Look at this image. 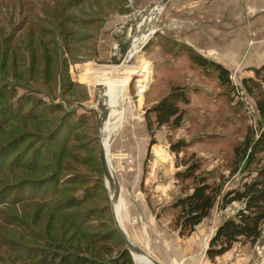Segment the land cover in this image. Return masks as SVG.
<instances>
[{"label": "rangeland", "instance_id": "rangeland-1", "mask_svg": "<svg viewBox=\"0 0 264 264\" xmlns=\"http://www.w3.org/2000/svg\"><path fill=\"white\" fill-rule=\"evenodd\" d=\"M69 1L0 0L1 48L4 40L9 43L0 53V70L5 75L0 74V82L6 85L8 95H13L7 103L0 102V111L9 109L15 114L20 101L24 106L18 117L29 109L37 113L36 104L45 108L39 120L14 118L10 125H1L0 146L20 135L25 136L22 145L27 147L48 144L51 139L65 142L73 157L67 153L63 157V177L82 181L64 184L61 198L69 207L72 199L78 200L94 183L98 187L64 215L75 222L73 227L58 217L57 210L34 201L7 207L5 217L25 223L45 241L37 244L32 235L22 244L50 252L68 249L85 253L101 264L125 248L111 230L112 212L98 216L111 208L113 196L100 165L97 105L101 96L108 116L100 128L106 129L109 123V148L104 149L121 186V196L113 201L127 237L163 264L245 261L254 244L264 242V224L255 242L241 238L213 260L205 254L216 227L233 217L241 203L220 207L219 196L210 214L190 235H180L172 224L171 205L193 185L190 181L181 184L176 176L189 160L199 162L200 173L206 174L208 182L220 184L222 194L249 181L245 172L234 171V148L249 127L255 129L263 122L256 101L264 95V0L169 1L162 7L155 33L136 56L133 78L123 99L119 88L129 66L110 63L117 51L114 36L127 25L133 43L152 20L153 5L162 0H81L68 6ZM28 9L35 15H29ZM146 10L149 12L144 15ZM149 33L146 30L138 45ZM190 51L224 66L229 82L220 83L213 65L192 63ZM244 78L257 83L254 91L245 88ZM175 89L184 90L189 100L180 126L152 124L147 128V119H154L151 107ZM5 116L7 113L1 112L0 120ZM178 144L179 150H173L172 145ZM48 147L55 153L61 150L57 145ZM261 157L264 161V153ZM33 193L35 190H27L28 195ZM79 226L89 243L75 230ZM0 230L10 234L7 238L12 244L20 243L15 241L18 227L0 223ZM110 249L111 256L106 251ZM260 251L263 257L259 258L264 260V249ZM130 257L133 264H151L131 253ZM12 258L14 264H23L14 253Z\"/></svg>", "mask_w": 264, "mask_h": 264}, {"label": "trees", "instance_id": "trees-1", "mask_svg": "<svg viewBox=\"0 0 264 264\" xmlns=\"http://www.w3.org/2000/svg\"><path fill=\"white\" fill-rule=\"evenodd\" d=\"M78 1L81 0H70L68 6ZM28 13L29 15L30 13L35 15L33 9H28ZM35 29L37 28H34V32L37 31ZM3 43V48H1L0 44L1 54L4 48L9 46L8 41L4 40ZM187 54L191 62L199 67H205L207 64L213 65L221 84L229 82V72L224 66L219 63L209 62L194 51L187 52ZM0 74L5 76L1 70ZM255 75L259 78V72L256 71ZM250 83L252 86L249 85ZM0 84V102L5 104L7 100L13 98V95H8L6 91L7 87L3 82H0ZM243 84L249 92L254 91L256 88L255 86H257V83L245 78L243 79ZM2 85H5V88H3ZM25 101L27 102V100ZM188 102L189 100L184 90H172L149 110L153 113L154 119L152 122L150 119H147V128L151 129L152 124L158 127L162 125H171L174 128H178L184 115V106H186ZM23 106L24 102L20 101L18 104V111L15 113L16 115L10 114L9 109L0 111V113H7L4 120H0V126L10 125L11 120L14 118L32 119L33 121L39 120L38 116L45 111L44 107H41L40 104H36L37 113H33V111L29 109L28 113L18 117ZM256 108L263 122L255 129L249 127L243 141L234 148V161L236 164L234 171L240 169L242 172H245L249 181H245L233 189L226 190L224 194H222V186L220 184L208 182L206 174L200 173V165L196 159L189 160L185 164V169L182 172L176 173L181 184H183L184 181L193 183L190 190L185 195L178 197L171 205V209L174 211L172 224L177 226L176 228H178L180 235H190L195 230V227L210 214L219 196L221 197L220 207H226L234 202H239L242 205L233 217L223 220L215 229L205 251L206 256L211 260L217 256L223 255L232 248L234 243L240 241L241 238L253 243L262 235V226L264 224V161L261 154L264 153V95L257 99ZM30 114H32V117L29 116ZM24 140L25 136L20 135L19 139H11L6 144L0 146V223L18 227L20 230L19 235L15 238V241H20V243L17 244H12L7 238L10 236L9 233L4 234L3 232H5V230H0V264H14L12 258L13 253L15 259L23 264H27L31 261H33V263L37 262L38 264H101L100 260L95 259L94 261L92 258L88 259L85 253H78L77 251H74L75 253H70L69 250L66 249L65 253H63V250L58 249V251L50 252L44 251V249L41 250L39 248H31L23 245V239L32 235V237L36 238L35 242L37 244H42L45 241H43L42 235H39V233H37V235L33 234L25 223L3 215L7 207L20 204L24 201H34L44 207L50 206L55 211L57 210L56 213L58 217L67 221V223L73 227L75 222L69 221L64 215L72 212L70 211V207H74L77 201L81 203L87 195L91 194L90 192L95 193L98 189L96 183H94L92 187L84 191L85 194L79 197L78 200L72 199V202H70L71 206L69 207V204H65L61 198V193L65 188L64 184L70 183V181L82 182L77 177L75 179L63 177V157L66 153L73 157V151L67 152V144L65 142L57 143L54 139L49 140L48 144L42 142V145H37V147H27V144L22 145ZM40 140L39 138L38 144ZM49 144L52 146L57 145V147H61V150L55 153L53 150L49 149ZM179 148L180 144L177 146L172 145V149L175 151H178ZM240 163L243 165L242 167H240ZM21 171L27 172L28 175L24 176ZM29 174H36L37 177H32ZM14 177H16L15 181ZM30 189L33 191L35 190V193L28 195L27 190ZM108 212H111V208L107 211H102L98 216L102 217L104 214V216H106ZM111 220L114 222L113 218ZM114 225L115 222L111 230L121 238L116 225ZM24 229L27 230L30 235L28 232H25ZM75 230L82 234L84 241H87L86 239H88V237L83 235L82 227L79 226L75 228ZM107 238L110 239L109 237ZM121 241L124 244L122 238ZM102 248L103 245L100 246V249ZM106 251L107 254L110 252V256L112 255V249ZM91 253L94 254L95 251L91 250ZM47 255L49 257L48 261ZM103 264L133 263L130 252L125 246L124 249L119 250L116 257L111 258L108 263L103 262Z\"/></svg>", "mask_w": 264, "mask_h": 264}, {"label": "water", "instance_id": "water-1", "mask_svg": "<svg viewBox=\"0 0 264 264\" xmlns=\"http://www.w3.org/2000/svg\"><path fill=\"white\" fill-rule=\"evenodd\" d=\"M169 1H171V0H162L161 2L156 3L153 6L156 5L158 7H160V6L164 7ZM151 8L149 9V11L151 10ZM149 11L146 10L143 12V14L145 15ZM127 28H128L127 25H125V26L123 25L121 27L122 31L121 32L118 31L117 35L114 36L118 42H117V51H116V53L114 51V54H112L111 59H110L111 64H115V65L123 64V65H129V66L134 65L136 62L135 56L139 52H142V49L148 43L151 36H153V34L155 33V31H154L153 34L142 45L139 44L138 46L136 45L137 47L136 46L133 47L132 46L131 33H129V30H127ZM132 31L133 30L131 27V32ZM122 37L124 40H122ZM114 50H115V48H114ZM97 108L99 110V115H98L99 118H98V122H97V128H98V132H99L101 165H102L103 176H104V179L106 181V185L108 186L109 191L111 190L113 192V196L111 197V201H113L115 198H118L119 196H121V186H120L119 180L117 179L116 175L112 171V168L108 164L107 157L105 154V150H104L103 144L101 142L100 127H101L102 123L104 122V120L108 116L107 108H106V106L104 104V100L101 98V96H99ZM111 212H112V217L114 219L115 225L118 229V232L120 233V236H121L126 248L131 253V255H132V253L141 254V255L148 257L149 260L153 264H162L161 262H159L158 260L153 258L149 253H147L144 249H142L141 247L136 245L133 241H131L127 237V234L121 228V226L119 225V223L117 221V217L115 215L114 208H113V203H111Z\"/></svg>", "mask_w": 264, "mask_h": 264}, {"label": "bare ground", "instance_id": "bare-ground-1", "mask_svg": "<svg viewBox=\"0 0 264 264\" xmlns=\"http://www.w3.org/2000/svg\"><path fill=\"white\" fill-rule=\"evenodd\" d=\"M153 9H154L155 14H154L152 20L150 21L148 27H146V28L144 27V28L139 32L140 35H138L137 39L134 40L133 43H132L133 47H135L136 45L138 46V43H139V41L144 37V34L146 33V30H147V31L149 30L150 33L148 34L147 38H144V40L140 43L141 45H142L144 42H146V40H147V39L153 34V32L155 31V30H154V27H155V25H156L157 22H158V19H159V16H160V13H161L162 7H161V6L158 7V6L155 5V6L153 7ZM137 46H136V47H137ZM136 56H137V55H136ZM136 56H135V57H136ZM128 66H129V65H128ZM132 76H133V65H131V66L128 67V70L126 71L125 75H124L123 78H122L121 88H119V91H120L121 89L124 88L123 91H121V94H120V98H121V99H123V97L125 98V96H126V94H127L128 87H129V85H130V83H131V80H132V78H133ZM106 106H107V105H106ZM100 136H101V142H102V144H104V143L106 142L104 128H103L102 130H101V128H100ZM104 150H105V149H104ZM105 154H106L107 161H108V153L105 152ZM108 164L110 165V162H109V161H108ZM110 167H111V165H110ZM110 199H111V198H110ZM112 203H113V201H112ZM113 208H114V212H115V215H116V210H115L114 203H113ZM116 217H117V215H116ZM117 220H118V218H117ZM118 221H119V220H118ZM119 222H120V221H119ZM121 227H122V226H121ZM133 254H134L135 256L140 257V258H142V259L148 261L149 263L153 264V263L149 260L148 257H146V256H144V255H141V254H137V253H132V255H133Z\"/></svg>", "mask_w": 264, "mask_h": 264}, {"label": "built area", "instance_id": "built-area-1", "mask_svg": "<svg viewBox=\"0 0 264 264\" xmlns=\"http://www.w3.org/2000/svg\"><path fill=\"white\" fill-rule=\"evenodd\" d=\"M260 248L264 249V242L254 244V246L252 248L253 253L246 256L245 261H237V263H239V264H264V260H260V258H259V256H262V252L260 251ZM243 258L244 257H242V259Z\"/></svg>", "mask_w": 264, "mask_h": 264}, {"label": "crops", "instance_id": "crops-1", "mask_svg": "<svg viewBox=\"0 0 264 264\" xmlns=\"http://www.w3.org/2000/svg\"><path fill=\"white\" fill-rule=\"evenodd\" d=\"M124 89V88H123ZM123 89H121L120 90V92L123 90ZM114 98V97H113ZM112 98V99H113ZM111 99V100H112ZM108 125H109V123H107ZM108 125H107V127H106V129L104 128V131H105V139H106V143H105V145L103 146L104 148H106V147H108L109 148V134H108ZM105 126V125H104ZM103 129V127L101 128V130ZM107 153V152H106ZM119 202V201H118ZM113 203H114V201H113ZM115 206V205H114ZM120 208H122V206H120ZM118 221V220H117ZM118 223H119V225L120 226H122L121 228L125 231V229H124V227H123V224L121 223L120 224V222L118 221ZM217 228V227H216ZM125 233H126V231H125ZM127 234V233H126ZM157 260V259H156ZM163 264V263H162Z\"/></svg>", "mask_w": 264, "mask_h": 264}]
</instances>
